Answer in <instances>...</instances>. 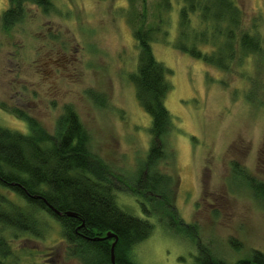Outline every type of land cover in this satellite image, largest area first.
Listing matches in <instances>:
<instances>
[{"label": "rangeland", "instance_id": "1", "mask_svg": "<svg viewBox=\"0 0 264 264\" xmlns=\"http://www.w3.org/2000/svg\"><path fill=\"white\" fill-rule=\"evenodd\" d=\"M156 1L146 2L149 25L157 23ZM52 2L47 14L28 4L23 20L9 29L0 20V125L28 133L26 121L9 109L17 108L54 135L64 106L74 108L90 152L115 184L118 206L154 224L132 251L136 264H198L197 258L232 264L254 250L264 252V194L249 184L264 186V57L235 59L228 70L208 66L174 46L179 2L158 11L166 35L165 29L157 32L152 47L168 70L167 145L173 153L159 169L168 175L166 183L174 181L171 214L168 206L149 201L156 195L134 194L143 190L137 181L151 125L129 79L138 49L128 14L140 12L141 1H134L136 9L128 0ZM238 4L244 26L264 37V0ZM7 7L0 0V15ZM49 222L44 238L11 241L14 264H81L66 255L58 222Z\"/></svg>", "mask_w": 264, "mask_h": 264}, {"label": "trees", "instance_id": "2", "mask_svg": "<svg viewBox=\"0 0 264 264\" xmlns=\"http://www.w3.org/2000/svg\"><path fill=\"white\" fill-rule=\"evenodd\" d=\"M7 1L8 7L0 15L4 29L23 20L28 4L40 8L44 14L54 8L52 0ZM134 1L128 0L131 9H136ZM140 1L142 10L128 14V21L134 24L133 37L138 49L137 66L129 79L139 104L151 118V125L149 148L140 176L143 181L140 178L137 181L142 183L143 190L134 194L156 195L149 201L168 206L174 214L171 201L174 181L170 178L166 183L163 178L168 179V175L159 169L160 162L168 164L173 160L167 145L172 118L165 105L170 85L168 70L152 47L156 33L165 29L159 12L170 10L174 3L157 0V23L149 25L147 0ZM175 1L179 2V8L174 46L179 51L220 70H228L235 59L241 61L258 54L264 57V37L244 26V11L238 0ZM161 35H166V29ZM9 109L26 121L28 133L0 125V264L15 263L11 241L19 236L44 238L51 227L50 219L61 227L66 255L81 264H112L114 237L105 238L107 232L117 236L116 264H136L132 261V251L151 234L154 224L118 206L115 184L107 167L90 152L88 133L74 108L64 106L54 135L24 110ZM168 183L171 188L163 190ZM249 184L256 195L264 194L263 185L251 181ZM142 207L147 215L151 214L143 203ZM53 208L62 214L58 215ZM67 211L75 215L69 216ZM197 260L198 264H229L222 259ZM238 263L264 264V252L254 250L248 258L232 264Z\"/></svg>", "mask_w": 264, "mask_h": 264}, {"label": "water", "instance_id": "3", "mask_svg": "<svg viewBox=\"0 0 264 264\" xmlns=\"http://www.w3.org/2000/svg\"><path fill=\"white\" fill-rule=\"evenodd\" d=\"M53 210L58 215L62 214V212L58 211L57 209L53 208ZM66 214L69 215V216H74L75 215L73 212H70V211H67ZM111 237H114V241L111 244V262H112V264H116L115 257H114V246H115V243L117 241V236L114 233H112V232H107V234L105 235V238H111ZM238 264H240V263H238Z\"/></svg>", "mask_w": 264, "mask_h": 264}]
</instances>
